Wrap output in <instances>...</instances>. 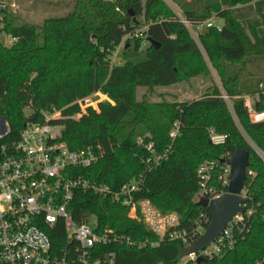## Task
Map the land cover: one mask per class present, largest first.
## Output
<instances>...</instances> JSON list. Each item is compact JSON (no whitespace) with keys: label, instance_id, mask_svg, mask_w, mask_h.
Returning <instances> with one entry per match:
<instances>
[{"label":"trees","instance_id":"16d2710c","mask_svg":"<svg viewBox=\"0 0 264 264\" xmlns=\"http://www.w3.org/2000/svg\"><path fill=\"white\" fill-rule=\"evenodd\" d=\"M172 1L191 22L213 16L223 20L221 31L207 29L199 42L232 98V110L217 87L193 101L138 100L140 88H169L211 75L198 44L164 0H75L69 13L47 18L41 26L7 17L3 32L15 40L11 47L0 44V115L9 124L8 140H18L27 124L42 122L45 111L63 109L65 116H74L82 112L78 101L102 94L107 99L98 110L90 107L80 119L66 120L60 132L59 141L71 150L96 145L105 150L103 160L76 173L113 188L142 177L137 199L150 201L162 215L176 213L179 229L188 231L202 216L210 221L207 228L212 221V212L198 205L200 165H222L244 149L250 153L248 171L254 173L245 185L251 213L235 228L232 249L199 264H264V164L248 142L264 152V122L253 123L245 105L249 98L255 110H264V35L257 33L258 26L264 29V15L260 25L245 29L231 10L257 0ZM146 26L144 34L156 42L147 47V61L112 64L118 46L125 41L129 49L134 39L128 36ZM135 45L141 48L142 40ZM176 123L180 130L172 140ZM211 131L224 135L225 143L212 144ZM139 139L158 152L170 149L168 158L149 171ZM210 186L221 189L216 180ZM69 210L76 222L93 215L136 244L159 241L142 222L128 217L127 208L91 193L78 192ZM49 236L55 247L65 238L63 233ZM112 249L117 264H198L181 261L186 247L180 242L164 240L154 248L124 243Z\"/></svg>","mask_w":264,"mask_h":264},{"label":"built area","instance_id":"2783aa9c","mask_svg":"<svg viewBox=\"0 0 264 264\" xmlns=\"http://www.w3.org/2000/svg\"><path fill=\"white\" fill-rule=\"evenodd\" d=\"M7 10L0 0V34L4 33ZM176 16L198 45L201 33L197 35V31L222 30L223 25L218 24L215 16L204 22H191L184 15ZM146 29L137 30L128 37L141 39L142 47L147 48L150 43L144 34ZM220 97L232 110V98L224 91H221ZM87 99L78 101L82 112L74 116L67 117L63 109L56 108L43 112V121L27 124L16 141L8 140L9 124L0 115V264H117V253L112 249L117 244L154 248L167 240L180 242L187 248L206 232L210 222L207 216H202L193 230H183L179 229L180 219L176 213L162 215L150 201L137 199L143 190L142 177L113 188L76 173L96 165L105 157L101 145L74 151L59 141L65 121L80 119L92 106L85 105ZM245 105L253 123L264 122V110H255L249 98H246ZM179 130L176 123L170 133L172 140L177 138ZM210 137L216 146L226 141L224 135L215 131L210 132ZM248 142L264 162V152L250 139ZM138 146L147 152L143 162L149 171L160 166L169 156L170 149L158 152L154 144L145 143L143 139H139ZM224 161L222 165L217 161H206L200 165L197 172L201 180L198 201L203 198L212 201L228 192L231 168L227 160ZM215 172L217 174L214 176ZM248 174L254 176L251 171ZM214 180L221 189L210 186ZM78 192L91 193L113 206L127 208L128 217L142 222L159 237V241L152 243L146 240L136 244L89 214L85 222H76L69 209L75 203ZM242 196L247 199L246 186ZM246 213L249 215L251 212L247 210ZM244 215L230 222L224 234L206 250L187 259L197 262L199 258L217 257L232 249L235 245V228L244 221ZM49 233H63L65 238L55 247Z\"/></svg>","mask_w":264,"mask_h":264},{"label":"rangeland","instance_id":"374dc122","mask_svg":"<svg viewBox=\"0 0 264 264\" xmlns=\"http://www.w3.org/2000/svg\"><path fill=\"white\" fill-rule=\"evenodd\" d=\"M7 6V15L13 18L17 24L28 23L37 26H41L47 18L52 17H62L69 13L73 8V3L75 0H2ZM167 4L168 8L172 10L175 15L183 16V11L181 8L174 3L172 0H164ZM249 5L240 6L235 11L237 16L240 18H244V16L251 18L249 24H255L253 18L255 15L250 17V14L255 12L254 10H250L249 8H244ZM234 18V17H233ZM235 19V18H234ZM236 20V19H235ZM237 21V20H236ZM218 24H222L223 20L218 19ZM5 26V25H4ZM3 26V28H4ZM258 26V25H254ZM138 29V30H143ZM259 29V27H258ZM206 31L205 29L203 32ZM200 31H197V35H199ZM258 33V30H257ZM191 36V35H190ZM263 36V35H259ZM196 39V37H195ZM141 40V39H136ZM15 43V40L8 36L6 33L0 34V44L5 47H11ZM126 42H122L120 46L115 50L112 55L111 63L112 64H140L146 62L148 59L147 56V48L141 47L136 49L135 40H132L131 47L129 49L125 48ZM199 48L201 49V45L199 43ZM203 58L208 64L211 75L202 76L194 78L188 82H184L169 88H140L138 90V100H142L145 96L150 102H161V101H193L201 98L207 91H210L212 88L217 87L220 91H224L221 81L216 73V71L211 66L205 52L201 49ZM107 98L102 94L93 95L86 100L85 105H92L91 107L95 110H98V104L102 101H105ZM233 105V104H232ZM231 110V108H230ZM46 112V111H45ZM246 139L248 137L244 134ZM259 157V156H258ZM260 158V157H259ZM261 159V158H260ZM262 160V159H261ZM262 163L264 164L263 160ZM188 260L187 258L184 261ZM256 264H259L257 262Z\"/></svg>","mask_w":264,"mask_h":264},{"label":"water","instance_id":"95a60500","mask_svg":"<svg viewBox=\"0 0 264 264\" xmlns=\"http://www.w3.org/2000/svg\"><path fill=\"white\" fill-rule=\"evenodd\" d=\"M148 42L152 46L156 45L155 40L152 38H148ZM3 118L6 119L5 117ZM249 160L250 153L248 151L237 149L226 162L231 168L228 192L218 199L209 201L203 198L198 202L199 206L207 208L212 212V221L206 232L185 249L184 253L180 256L181 260L206 250L224 234L230 222L237 218V216L247 212L248 200L242 196V193L248 180ZM204 260V258H199L197 263L199 264Z\"/></svg>","mask_w":264,"mask_h":264},{"label":"crops","instance_id":"0c3cea01","mask_svg":"<svg viewBox=\"0 0 264 264\" xmlns=\"http://www.w3.org/2000/svg\"><path fill=\"white\" fill-rule=\"evenodd\" d=\"M240 8V6H237V7H234L232 8L231 10V14L232 16L241 24L242 27H244L245 29H248L254 25H260L261 22H262V19H261V14L264 15V0H257L251 4H249V6H246L244 8H249L250 10H254L255 9V12L250 14V17L255 15V17L253 18V21H255V24H249V22L251 21V18H248L246 16H244V18H240V16H237L235 14V11ZM220 25H223L220 24ZM259 29L258 30V35H264V29L263 27L261 26H258ZM105 97V96H104ZM250 101L252 102V100L250 99Z\"/></svg>","mask_w":264,"mask_h":264},{"label":"bare ground","instance_id":"6f19581e","mask_svg":"<svg viewBox=\"0 0 264 264\" xmlns=\"http://www.w3.org/2000/svg\"><path fill=\"white\" fill-rule=\"evenodd\" d=\"M147 27V26H146ZM147 40H148V38H147ZM199 202V201H198Z\"/></svg>","mask_w":264,"mask_h":264}]
</instances>
